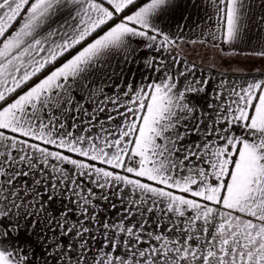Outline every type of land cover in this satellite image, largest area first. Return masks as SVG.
<instances>
[{"label":"snow or ice","instance_id":"snow-or-ice-1","mask_svg":"<svg viewBox=\"0 0 264 264\" xmlns=\"http://www.w3.org/2000/svg\"><path fill=\"white\" fill-rule=\"evenodd\" d=\"M0 264H264V0H0Z\"/></svg>","mask_w":264,"mask_h":264},{"label":"crops","instance_id":"crops-1","mask_svg":"<svg viewBox=\"0 0 264 264\" xmlns=\"http://www.w3.org/2000/svg\"><path fill=\"white\" fill-rule=\"evenodd\" d=\"M195 12V10H193V13ZM197 19V17L195 16V15H193V19L192 20H190L188 23L189 24H193V23H195V20ZM193 58H195L196 60H197V63H201V61H200V59H199V57H193ZM210 57L209 58H207V59H205L204 61H203V66L204 67H208L209 66V63H210ZM215 71H223L224 69L223 68H220V67H217L216 69H214Z\"/></svg>","mask_w":264,"mask_h":264}]
</instances>
